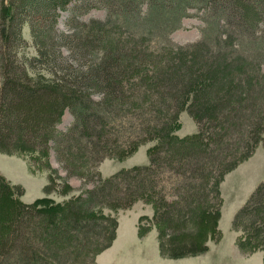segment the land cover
<instances>
[{
    "label": "trees",
    "instance_id": "1",
    "mask_svg": "<svg viewBox=\"0 0 264 264\" xmlns=\"http://www.w3.org/2000/svg\"><path fill=\"white\" fill-rule=\"evenodd\" d=\"M71 1L0 0V147L48 158L54 150L68 174L89 180L104 158L126 157L143 143L152 142L150 161L100 175L93 187L59 202L23 201L0 172V264H96L117 227L105 209L139 200L153 204L161 230L193 236L191 251L205 248L220 235L221 181L264 141V0H77L73 8L103 4L109 18L91 22L88 39L67 36L73 59L83 61L67 60L64 67L58 40L65 35L53 34L57 8ZM157 4L179 6L173 22L145 23L151 31L134 37L158 13ZM189 7L206 10L207 26L200 39L175 44L167 36ZM119 11L130 18L135 13L131 36L100 26ZM26 22L34 57L20 53ZM161 28L170 50L151 45L150 35ZM243 37L250 38L249 47ZM37 62L52 73L60 67L62 77H32L28 68ZM66 109L74 121L61 132L57 124ZM184 109L198 130L180 136ZM234 225L243 229L249 249H264V181Z\"/></svg>",
    "mask_w": 264,
    "mask_h": 264
},
{
    "label": "rangeland",
    "instance_id": "2",
    "mask_svg": "<svg viewBox=\"0 0 264 264\" xmlns=\"http://www.w3.org/2000/svg\"><path fill=\"white\" fill-rule=\"evenodd\" d=\"M76 1L72 0L69 2L66 9L61 7L57 8L60 14L58 23L54 26L55 31L53 35L55 38L59 37L60 33L65 35L64 38L58 40L60 44L59 49L62 54L61 63L64 64V67H67V60L75 63H79L81 60L83 61L81 57H79L81 59L79 61H76L77 58L73 59L75 55L71 53L70 49L73 42L68 39L73 37L78 39V41L81 40V37L83 40L85 38L88 39L89 28H92L89 27L91 22H101L109 18L108 8L103 4H94L89 8L85 4H80L77 8H73ZM93 2L96 1L92 0L89 4L91 5ZM154 7L156 11L158 10V13L154 12L148 22L144 20V23L141 24L143 26L140 31L136 30L132 33L131 28H129L133 26L130 24L137 20L135 13L134 18H130L123 13L120 15V11L112 15V21L105 22L100 26L111 31H121L123 32V36H131L130 34L132 33L134 37L136 34L140 37L139 35L143 36L147 34V30L151 31L149 26L154 23L156 24L153 26L162 25V23L165 26V23L173 22L175 14L179 9V6L169 7L167 4H157ZM160 11L161 14H159ZM187 11V15L181 17V26L175 28L167 36L172 42H176L175 44H187L200 39L207 26L206 18H204V15H206L204 8L189 7ZM120 18H123L124 22L121 23ZM50 22V17L44 18L42 25L45 29L49 28ZM145 23H149V26L145 25ZM110 25L114 29H111ZM164 32L162 28L159 32L154 31L153 35H150L154 39L151 45H162L163 49L170 50L168 47H165L169 44H167L165 35H163ZM236 33L238 34L239 32L237 31ZM22 35L26 38L27 45L20 48V53L24 57H34L37 54V46L28 22L22 28ZM68 35H70L69 38H67ZM160 36L162 37L160 38ZM83 40L81 43H83ZM243 40L244 46L249 47L250 38L243 37ZM98 46L99 43L97 44V50H95L100 54L103 49L101 47L98 49ZM27 65L29 66V64ZM57 68H59L58 72L52 73L48 69H45L41 63L37 62L34 68L29 67L28 70L29 74L36 79L40 77L43 80H49L58 75L62 77L61 74H63V71L60 67ZM180 120L181 126L177 130L180 136L198 130L197 122L187 109L181 112ZM73 121L72 113L69 109H66L57 124V130L61 132L66 131L73 124ZM151 144L152 142L143 143L132 154L123 158L112 156L104 158L97 166L96 171L90 175L93 176L90 180L85 179V177L77 173L68 174L67 169L58 161L54 150H51V155L48 158L34 151L6 150L0 147V172L22 191L21 199L23 201L33 202L48 198L59 202L66 200L72 194L80 192L85 187H93L99 181L100 175L106 177L123 167L149 163L148 147ZM263 181L264 141L261 140L252 154L240 162L235 168L228 171L221 181L220 190L222 202L221 215L218 223L220 235L218 238H209L205 248L197 252L191 251L193 236L185 235L184 237H178L170 232V230L166 228L161 230L158 227L154 218L155 210L151 203L139 200L128 208H119L117 210L106 208L105 212L111 214L117 220V227L115 237L111 243L97 254L96 264H100L98 262V255L105 253V251H108L109 255L113 254L114 256L110 259V264H130L133 260L130 259L132 256L143 258L159 256L171 262L168 263L165 260L157 258L154 264H159L160 261L162 264H176L180 261L186 264V259L191 258L197 261L198 264H224L220 261L221 257L230 256L233 258L236 256H244L248 257L249 260L247 262L249 264H264V249H249L242 242L244 237L243 229L236 228L234 225L235 214L249 199L256 187ZM133 217H136L137 220L135 221ZM136 224L137 232H134ZM141 226H146L143 232L141 231ZM119 228L121 229V234L118 236ZM188 230L191 231V228ZM140 259L143 261L142 258ZM141 261L136 258L134 264H142Z\"/></svg>",
    "mask_w": 264,
    "mask_h": 264
},
{
    "label": "crops",
    "instance_id": "3",
    "mask_svg": "<svg viewBox=\"0 0 264 264\" xmlns=\"http://www.w3.org/2000/svg\"><path fill=\"white\" fill-rule=\"evenodd\" d=\"M136 217H137V215H136ZM136 217H133V219L136 221L137 219H136ZM135 224V223H134ZM137 224L135 225V227H134V232H137ZM120 228L118 229V236H119V234H121L120 233ZM133 232V231H132ZM112 257H114L113 256V254H110L109 255V253H108V251H105V253H101V254H99L98 255V262L100 263V264H110L111 262H110V259L112 258ZM136 258H137V260H140L141 261V259L140 258H142V260L143 261H141L142 262V264H154V261H157V258H160V259H162L161 257H159V256H152V257H147V258H143V257H134V256H132V258H130V259H133L132 260V262L130 263V264H134L135 263V261H136ZM162 260H165V261H167L168 263H171L170 262V260H166V259H162ZM190 260H193V261H190ZM234 260V261H233ZM249 259H248V257H244V256H236V257H230V256H226V257H221V259H220V261L222 262V263H224V264H234V263H237V264H249V262H247ZM161 262V261H160ZM159 262V264H162V263H160ZM198 264V262L197 261H195L193 258H191V259H186V264ZM176 264H183L181 261L180 262H177Z\"/></svg>",
    "mask_w": 264,
    "mask_h": 264
}]
</instances>
